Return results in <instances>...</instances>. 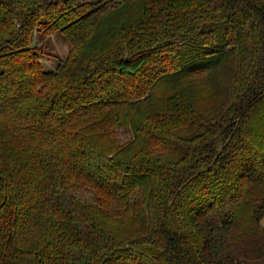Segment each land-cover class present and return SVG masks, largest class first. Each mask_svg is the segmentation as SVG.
I'll use <instances>...</instances> for the list:
<instances>
[{"label": "trees", "instance_id": "16d2710c", "mask_svg": "<svg viewBox=\"0 0 264 264\" xmlns=\"http://www.w3.org/2000/svg\"><path fill=\"white\" fill-rule=\"evenodd\" d=\"M0 264H264V0H0Z\"/></svg>", "mask_w": 264, "mask_h": 264}, {"label": "rangeland", "instance_id": "374dc122", "mask_svg": "<svg viewBox=\"0 0 264 264\" xmlns=\"http://www.w3.org/2000/svg\"><path fill=\"white\" fill-rule=\"evenodd\" d=\"M36 43L37 45L46 47L47 51L54 55V57L44 59L46 70L56 69L59 61L64 60L71 49L69 43L64 40L61 33H57L50 38L37 40ZM118 137L121 142H126L130 135L125 129H122L118 132ZM79 196L84 200L92 199V195L89 192H81Z\"/></svg>", "mask_w": 264, "mask_h": 264}]
</instances>
